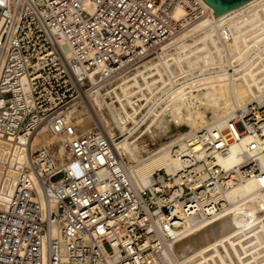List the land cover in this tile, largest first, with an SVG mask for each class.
Masks as SVG:
<instances>
[{
  "label": "built area",
  "instance_id": "1",
  "mask_svg": "<svg viewBox=\"0 0 264 264\" xmlns=\"http://www.w3.org/2000/svg\"><path fill=\"white\" fill-rule=\"evenodd\" d=\"M207 14L201 0H0V264H169L184 220L223 215L226 189L248 178L264 215V138L228 169L215 164L231 135L263 137V98L228 118L226 136L187 138L202 146L200 159H186L201 165L195 184L170 186L159 169L135 186L113 144L120 133L102 122L120 113L141 137L149 109L169 99L140 77L138 90L132 75ZM88 116L98 125L78 132ZM44 134L67 155L56 161Z\"/></svg>",
  "mask_w": 264,
  "mask_h": 264
},
{
  "label": "bare ground",
  "instance_id": "2",
  "mask_svg": "<svg viewBox=\"0 0 264 264\" xmlns=\"http://www.w3.org/2000/svg\"><path fill=\"white\" fill-rule=\"evenodd\" d=\"M203 4L208 14L189 29L211 16L213 9ZM189 29L168 41L158 57L132 75L138 90L140 77L150 92L156 89L169 99L167 106L149 109L144 124L143 132L152 133L153 126L160 129V146L146 152L123 115H108L123 136L113 141L115 151L132 183L140 188L150 186L151 174L159 169L173 175L166 181L170 186L190 178L187 156L191 152L200 159L202 146L187 142V138L205 129L220 130L226 136L228 118L234 112L253 99L264 100L263 85L258 82V76H264V0H248L182 36ZM103 73L97 68L89 76L93 79ZM102 122L112 136L111 124ZM261 136L245 134L237 140L231 135L228 150L216 155L215 164L225 169L237 164L246 150L251 153L247 149L250 142L258 144L264 138V128ZM259 162L264 166L263 158ZM200 166L192 169L197 172ZM190 179L197 183L195 177ZM257 188L253 178L238 182L224 193L232 203L226 213L209 222L203 221L202 215L186 218L176 233L175 261L168 258L169 264H264V215L260 203L252 199Z\"/></svg>",
  "mask_w": 264,
  "mask_h": 264
},
{
  "label": "rangeland",
  "instance_id": "3",
  "mask_svg": "<svg viewBox=\"0 0 264 264\" xmlns=\"http://www.w3.org/2000/svg\"><path fill=\"white\" fill-rule=\"evenodd\" d=\"M155 58L149 60L152 61ZM142 67H140L139 69H141ZM150 79V78H149ZM157 91L156 89L154 90V92ZM153 92V93H154ZM165 97V96H164ZM163 97V98H164ZM162 98V99H163ZM162 105V104H161ZM160 105V106H161ZM159 106V107H160ZM203 107H206V105H203ZM200 111V110H199ZM104 113L102 117V121H104L105 123L108 122L111 124V126L113 127V131H115V134L119 133L118 129L113 125L112 121H111V115ZM140 114H138L136 116V118L138 119ZM106 118V119H105ZM108 118V119H107ZM107 120V121H106ZM147 121V120H146ZM79 129L78 132H83L85 129H89L94 127L95 125H98L97 121L95 119L88 117H83L80 122H79ZM130 124H128L127 126H129ZM115 129V130H114ZM151 132L149 131H145L141 137L138 139L139 143H141V145H144V150H147L146 152H149L156 149L157 147L160 146L161 144V136H162V132L160 131L159 128H157L156 126L151 127ZM136 135V134H133ZM121 138H123V136L120 134ZM42 139H44L45 141V145L50 147V150L52 152V154H55V159L56 161H59L63 156L67 155L68 149L67 147H65L63 145V143L53 140V138H51L49 135L44 134V136H41ZM123 153V152H122ZM128 159V158H127ZM177 250V248H176Z\"/></svg>",
  "mask_w": 264,
  "mask_h": 264
},
{
  "label": "water",
  "instance_id": "4",
  "mask_svg": "<svg viewBox=\"0 0 264 264\" xmlns=\"http://www.w3.org/2000/svg\"><path fill=\"white\" fill-rule=\"evenodd\" d=\"M202 1L205 2L207 5H209L213 9L211 16L206 18L205 20H203L199 24L195 25L194 27H192L188 31H186L182 36L186 35L187 33L191 32V31L195 30L196 28H198L199 26L203 25L204 22H209V21H211V19L216 18V17L222 15L223 13L242 5L243 3H245L248 0H202ZM173 41H175V40H173ZM173 41H171V42H173Z\"/></svg>",
  "mask_w": 264,
  "mask_h": 264
}]
</instances>
